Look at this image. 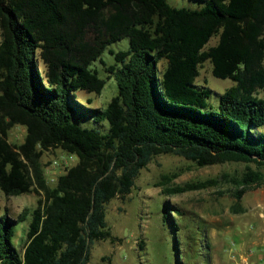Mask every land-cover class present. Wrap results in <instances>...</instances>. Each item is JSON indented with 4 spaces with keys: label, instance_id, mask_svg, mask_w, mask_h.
Masks as SVG:
<instances>
[{
    "label": "trees",
    "instance_id": "16d2710c",
    "mask_svg": "<svg viewBox=\"0 0 264 264\" xmlns=\"http://www.w3.org/2000/svg\"><path fill=\"white\" fill-rule=\"evenodd\" d=\"M201 1L0 0V189L39 195L15 217L0 214V264H84L94 238H115L106 202L124 199L158 153L199 165L244 162L231 207L244 210L238 199L264 182V132L250 129L264 123V0ZM121 37L128 46L101 59L103 77L90 63ZM207 58L214 75L235 81L217 109L208 106L210 88L193 84ZM111 75L117 90L105 106L76 99L75 89L99 93ZM74 106L106 119L105 130L82 125ZM16 124L25 128L18 143L9 139ZM55 147L76 160L51 184L42 154ZM176 175L164 172L155 184L173 194L216 182L168 184ZM27 216L18 248L14 223Z\"/></svg>",
    "mask_w": 264,
    "mask_h": 264
},
{
    "label": "rangeland",
    "instance_id": "374dc122",
    "mask_svg": "<svg viewBox=\"0 0 264 264\" xmlns=\"http://www.w3.org/2000/svg\"><path fill=\"white\" fill-rule=\"evenodd\" d=\"M169 1L177 6L189 7H198L202 3L201 0ZM216 40L217 35H212L205 47ZM127 46V37L111 41L91 61L90 66L96 67L99 74L105 77L107 72L101 59L111 62L113 55L110 49ZM165 63L164 58L159 62L161 66ZM39 66L42 72L41 60ZM211 68L212 63L208 58L199 63L193 84L210 88L208 106L217 109L221 93L235 81L231 77L214 75ZM116 90L117 83L111 75L106 77L99 93L80 88L75 89L74 93L83 106L102 107ZM258 94L264 96V89H260ZM73 113L80 117L84 126L105 130L104 126L108 124L106 119L95 121L92 112L82 107L74 106ZM250 129L262 133L264 123L251 125ZM24 132V126L14 125L9 131L10 141L20 142ZM54 159L58 161L57 165L50 168L49 164ZM75 160V154L60 147L44 151L42 161L49 183L53 184L65 166ZM245 166L242 161L199 165L179 154H155L140 169L124 199L112 197L106 202L105 219L115 238H94L90 244L89 258L84 264H244L246 258L251 264L256 246L249 242L264 243V182L248 186L238 199L244 210L234 211L231 207L237 199L233 192L239 187L235 178L245 170ZM172 171H176L177 175L168 184L208 177H215L216 182L197 189L165 194L155 181L162 173ZM51 175L55 176L54 179H51ZM38 196L35 191L7 195L0 189V214L7 212L15 217L23 207H33ZM28 222L29 216L14 223L13 242L18 248L26 237ZM261 253L262 256L256 258L257 264H264V252Z\"/></svg>",
    "mask_w": 264,
    "mask_h": 264
},
{
    "label": "crops",
    "instance_id": "0c3cea01",
    "mask_svg": "<svg viewBox=\"0 0 264 264\" xmlns=\"http://www.w3.org/2000/svg\"><path fill=\"white\" fill-rule=\"evenodd\" d=\"M256 233H258V232L256 231ZM239 238L241 239V236H239ZM258 238H259V236L256 235V239H258ZM241 242H242V241H241ZM255 243H257V244H255ZM249 244H251V245H255V246H256V249H255V251H254V253H253L254 260L251 261V264H257L256 258H257V257H261V256H262V253H261V252H262V251L264 252V250H263V248H264V243L258 244V242L251 241V242H249ZM246 263L249 264V263L247 262V258H246ZM246 263H244V264H246Z\"/></svg>",
    "mask_w": 264,
    "mask_h": 264
},
{
    "label": "built area",
    "instance_id": "2783aa9c",
    "mask_svg": "<svg viewBox=\"0 0 264 264\" xmlns=\"http://www.w3.org/2000/svg\"><path fill=\"white\" fill-rule=\"evenodd\" d=\"M57 162H58V161H57L56 159H54V160L49 164V167H50V168H51V167H55V166L57 165ZM50 168H49V169H50ZM49 169H48V170H49ZM54 177H55V176L51 175V179H54Z\"/></svg>",
    "mask_w": 264,
    "mask_h": 264
}]
</instances>
